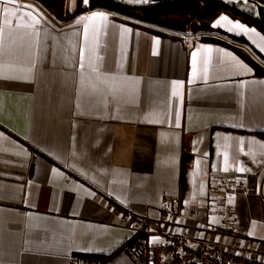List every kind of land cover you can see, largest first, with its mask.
<instances>
[{
	"label": "crops",
	"instance_id": "1",
	"mask_svg": "<svg viewBox=\"0 0 264 264\" xmlns=\"http://www.w3.org/2000/svg\"><path fill=\"white\" fill-rule=\"evenodd\" d=\"M17 2L31 5L27 11L40 20L39 44L26 34L29 29L11 34L6 29L3 74L21 75L34 55L41 62L31 82L0 79V264H67L75 255L98 264H132L123 249L130 230L113 204L153 220L163 197L174 195L178 214L165 226L171 233L186 231L191 238L226 245L244 238L264 254V84L256 83L264 80V52L257 47L264 41L254 33L237 36L226 27L154 31L113 15L106 27L99 20L86 21L85 38L83 24L69 25L91 10L113 13L81 3V12L61 20L37 0ZM8 7L11 14L16 5ZM76 7L77 2L65 0L66 11ZM220 15L264 36L256 25L226 12L211 26ZM113 25L132 31L121 36ZM153 38L159 41L155 55ZM201 45L231 52L252 71L237 74L230 58L217 62L222 54L213 52L205 80L209 53ZM193 52L197 71L189 84ZM97 66L115 74L122 88L115 99L108 93L113 82L102 83L92 71ZM172 81L183 82L176 96ZM93 85L97 93L90 96ZM148 112L162 122H142ZM240 122L246 127L230 126ZM224 135L243 137L245 144L225 141ZM238 167L251 171L237 172ZM87 245L100 251H75ZM25 246L32 250L26 252ZM62 249L66 256L60 255Z\"/></svg>",
	"mask_w": 264,
	"mask_h": 264
},
{
	"label": "snow or ice",
	"instance_id": "2",
	"mask_svg": "<svg viewBox=\"0 0 264 264\" xmlns=\"http://www.w3.org/2000/svg\"><path fill=\"white\" fill-rule=\"evenodd\" d=\"M77 2V0H73V3L75 5V3ZM80 2L82 3V5L85 8H90L91 7V2L92 0H80ZM126 3L128 4H148L151 3L152 0H125ZM226 3H232L233 0H225ZM244 6L246 8H248L249 11H251L253 8L257 7V5H251V7H249V0H243ZM0 4L3 5V14L0 15V56L3 55V44H4V39H5V30L7 29L9 34H11L13 31L19 30L21 28L24 29H29L30 31H28L26 34L29 36H33L36 38V44H39V36H40V30H39V25H40V20L37 19L36 17L33 16L31 11H27V9L31 8V5H27V4H19L17 2V0H0ZM10 4H15L16 7L12 10L11 14L9 13V7L8 5ZM110 15H115V14H110L106 11H102V10H91L88 12L87 15H81L79 16L75 21L73 25H69V27H73V26H78L83 24V28H84V35L85 38H87V34H88V28H89V24L86 23L87 22H95L97 20L101 21L102 24L106 27L107 26V22L109 20V16ZM113 27H118L120 29L121 32V36H123L124 33H128L131 32L132 29L125 27L124 25H113ZM213 28H225L227 29V31L229 33H233L235 32V35L239 36L242 33L244 35H248L249 33H254L255 35L259 36L261 41H264V36H261L259 32H257V30L255 28H249L246 27L243 23L236 21L233 22L231 19H229L228 15H220L219 18L212 24ZM251 39V37H249ZM159 41H157L155 38H153V46H154V50H153V55H155V45L158 44ZM253 43H255L253 41ZM201 48L205 49V51L207 53H209L208 58L204 61V78L205 80L207 79V65L208 63L211 61V53L216 52L219 54H222L221 56L217 57V62H221L223 60L224 57L230 58V60L233 62L232 67L233 70L237 73V74H247L250 73L252 71V69H250L249 67H247L245 64H243L241 61H239L231 52L225 51L223 48H213L210 45H201ZM257 47H259L261 52H264V45H257ZM84 49L81 48L80 49V64L79 67L81 69V86H83L84 80H83V69H84ZM193 76H191L189 78L188 83L192 84L194 82V80L196 79V53L193 52ZM41 61L39 60L38 55H34V58L31 62L30 65L27 66H22L20 71H21V75H4L3 74V69H4V65L0 64V79L5 80V81H20V82H31L32 79V72L33 69L36 68L37 64L40 63ZM92 71L98 74V77L101 78V82L102 83H107L108 81H112L113 84L111 87H109L108 93L109 95H111L113 97V99L116 98V94L122 91L121 87H117L116 86V76L114 73L112 72H108L103 70L102 66H97V67H93ZM256 83H260V84H264V80H260V81H256ZM244 82L241 81V85H243ZM178 87H183V82L182 81H172V88H173V92L172 95L176 96L177 93L175 91L176 88ZM97 93V89L96 87L93 85L92 86V91L88 93V95L90 96H94ZM81 91L78 90L77 92V96L78 99L81 95ZM105 107H107V104L104 105ZM82 107V105L80 103H77V109H80ZM117 111H120L119 108H117ZM77 115L83 114L82 112H77ZM223 115V114H221ZM239 113L236 114V116H238ZM157 114L155 112H148L144 114V119L142 122H146V123H155V122H162V120H158L155 119L154 117H156ZM236 116H232L230 118L232 119H236ZM120 117L118 116H112V119H119ZM232 128H245L246 125L243 122L240 123H233L230 125ZM175 127L179 128L180 127V112L179 110L176 111L175 113ZM220 133H217V136H220ZM224 140L228 141V140H238L240 145H244L245 144V139L243 137H234L231 135H224ZM193 151L196 152L198 151V149H196L195 145L198 143L197 140H193ZM251 143V141L249 142ZM225 147H227V144L225 145ZM241 151H243V148H241ZM219 154V153H218ZM203 155H207V153H203ZM253 159H255V157H253ZM224 160H225V164L227 165V161H228V155L227 152H225L224 154ZM169 163L170 164H174L175 163V158L174 157H170L169 159ZM195 165L198 167L200 164V160L197 159L195 162ZM213 168H215V165H213ZM52 171L55 173L57 172V169L53 168ZM79 171V170H78ZM223 171L228 172L229 168L227 166H225L223 168ZM237 172H250L251 169L247 168V167H238L236 168ZM83 174V173H82ZM190 175H192L190 173ZM229 203H232V198L229 197ZM33 217L31 214L27 215V219L31 220ZM169 219H172V217H169ZM254 233L249 232L248 235H253ZM216 239H219V237H216ZM149 243L153 244V245H158V244H166L169 243L166 240H162L160 238V236H153L151 238V240L149 241ZM25 244L27 245V241H25ZM241 246H243L241 244ZM191 247L195 248V245H191ZM24 250L26 252L31 251L32 249L28 246H25ZM75 251H79V252H93V251H100V249H96L91 245H87V246H82L79 248H76ZM225 251H227V249H225ZM49 254H52L51 252H49ZM61 256H66V251L65 250H61L60 252ZM236 256H240L241 253L236 252L235 253ZM165 259H167V257H165ZM67 264H71V262H67ZM77 264H79V262H77ZM262 264H264V261H262Z\"/></svg>",
	"mask_w": 264,
	"mask_h": 264
},
{
	"label": "built area",
	"instance_id": "3",
	"mask_svg": "<svg viewBox=\"0 0 264 264\" xmlns=\"http://www.w3.org/2000/svg\"><path fill=\"white\" fill-rule=\"evenodd\" d=\"M113 207L118 209L122 221L130 230L123 249L132 264H262L264 261V254L252 248L244 238L242 243L226 245L191 238L186 231L179 234L168 231L165 226L178 214L179 197L176 195L163 197L160 209L153 220L140 217L127 207L116 203ZM152 235H158L169 243L153 245L149 243ZM191 245L196 247L193 248ZM236 252L241 255L236 256ZM77 262L98 264L90 257L72 256L71 264Z\"/></svg>",
	"mask_w": 264,
	"mask_h": 264
},
{
	"label": "trees",
	"instance_id": "4",
	"mask_svg": "<svg viewBox=\"0 0 264 264\" xmlns=\"http://www.w3.org/2000/svg\"><path fill=\"white\" fill-rule=\"evenodd\" d=\"M37 1L61 20L69 19L84 9L80 0H77V7L70 12L65 10V0ZM96 8L109 10L115 14L113 15L115 18L128 23L140 22L154 31L198 32L208 30L212 27L214 17L221 12H226L256 25L264 32V23L217 1L179 0L149 7H128L115 4L110 0H92L89 9Z\"/></svg>",
	"mask_w": 264,
	"mask_h": 264
},
{
	"label": "water",
	"instance_id": "5",
	"mask_svg": "<svg viewBox=\"0 0 264 264\" xmlns=\"http://www.w3.org/2000/svg\"><path fill=\"white\" fill-rule=\"evenodd\" d=\"M115 4L121 5V6H128V7H149V6H155L159 4L169 3V2H175L179 0H152L151 3L148 4H128L125 2V0H110ZM204 1V0H203ZM208 1H217L221 2L231 8L236 9L242 14H245L251 18H254L262 23H264V1L261 0H249V7L251 5H257V7L253 8L251 11L248 10L244 6L243 0H233L232 3H226L225 0H208Z\"/></svg>",
	"mask_w": 264,
	"mask_h": 264
}]
</instances>
